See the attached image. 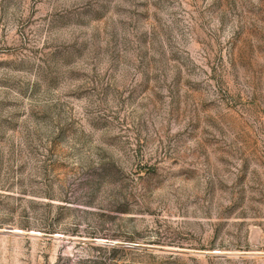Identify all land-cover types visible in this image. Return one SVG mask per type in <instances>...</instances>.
<instances>
[{
    "label": "rangeland",
    "instance_id": "374dc122",
    "mask_svg": "<svg viewBox=\"0 0 264 264\" xmlns=\"http://www.w3.org/2000/svg\"><path fill=\"white\" fill-rule=\"evenodd\" d=\"M0 264H264V0H0Z\"/></svg>",
    "mask_w": 264,
    "mask_h": 264
}]
</instances>
